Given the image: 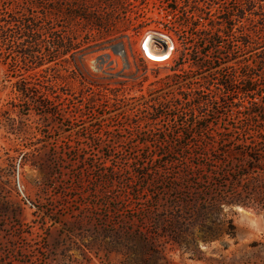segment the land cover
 Segmentation results:
<instances>
[{
	"label": "rangeland",
	"instance_id": "rangeland-1",
	"mask_svg": "<svg viewBox=\"0 0 264 264\" xmlns=\"http://www.w3.org/2000/svg\"><path fill=\"white\" fill-rule=\"evenodd\" d=\"M79 1L105 26L64 19ZM122 1L0 0V264H264V197L200 219L239 171L263 177L246 152L264 149V0ZM151 35L168 61L144 57ZM233 75L248 97L217 85Z\"/></svg>",
	"mask_w": 264,
	"mask_h": 264
},
{
	"label": "trees",
	"instance_id": "trees-1",
	"mask_svg": "<svg viewBox=\"0 0 264 264\" xmlns=\"http://www.w3.org/2000/svg\"><path fill=\"white\" fill-rule=\"evenodd\" d=\"M96 3L97 8L101 6L102 0H93ZM105 1V0H103ZM225 2V1H222ZM105 4L108 6H112V8H121L123 7V1L122 0H106ZM67 3L64 1L62 7L66 8ZM86 5L83 1H79L78 2V6H80V10L78 12H73L70 14H63V18L64 19H68L69 20H77V21H82L85 24H89L91 26H95L98 27V29L102 28L105 26L104 24V20H106V18H99L98 16L95 18V16H87L85 13L87 12L86 9ZM104 5V4H103ZM95 6V7H96ZM262 8L264 9V4L262 5ZM247 10L251 11L252 6L250 4H248V6L246 7ZM80 12H82V14H79ZM94 13V12H93ZM229 13H236L239 14V10H234L232 9L231 12L229 11ZM243 14H240V16H242ZM9 16H5L4 18V8H2V6H0V38L2 36L5 37V35L8 33V29L11 27L12 23H16V21L14 19H10L8 18ZM223 19H221V23L223 25V31L222 33L229 32L231 34V29L233 28L232 24L230 23L232 21V19L229 16H225L224 12L222 14ZM27 30H25L24 32L27 31V33H29L32 29V24L31 22H27ZM181 27V26H180ZM182 28V27H181ZM183 29V28H182ZM225 34H220V38L219 39H223ZM67 36H64L62 38H55L53 39V45L57 46L62 52L67 53V52H71V51H77L74 49V46L72 45V41L70 39H66ZM203 39L206 42V47H214V51H219V45H217V40L214 36H205L203 37ZM261 43L264 47V35L262 37ZM241 45L244 46L247 49H250L253 45L249 42L248 38H246V40H242ZM223 46V45H222ZM73 47V48H72ZM255 47V46H254ZM225 50V49H224ZM209 51V50H208ZM208 53V52H207ZM49 54V53H48ZM230 54V50L228 52V56ZM50 55V54H49ZM1 54H0V59H1ZM227 53L224 54L222 56V58H215L214 60H212V65L206 66L205 64L200 65L201 63L198 62L196 64L197 67H199V69H204V70H209V71H213V70H221L220 66L222 64H227L231 61V58L228 59ZM5 59V58H4ZM183 59V58H182ZM224 61V62H222ZM247 68L245 67L244 70L249 69V65L246 64ZM257 67H262V73H260V76L264 78V52L263 55L261 56V58L258 61ZM240 77L233 75V76H227L225 80H221L218 81L217 85L222 89V91L224 93H228L232 95H235L237 93L243 94L246 97H248V95H250L252 93V90H250L249 88V82L246 80V78L239 80ZM251 152L256 153V157L252 158L251 156ZM240 152H229L228 155L229 156H233V155H237ZM249 155L250 158V162H252V165H261L262 163H264V149L263 150H250L249 152H246ZM243 155V154H242ZM259 170H261L263 172V177H256L253 178L251 176V166H249L247 169L245 168V170L239 171L238 174V178L241 180H245L246 184L245 186L242 188V191L240 192L237 189L232 188L231 193L229 194H225L224 195V199L226 200H222V198H220L219 200L217 199H213L210 200L208 202V204L206 205V208L201 212V216L200 219L203 221L204 219H206V217L215 209H217L221 203H226L228 205H235V206H241L244 208H251V209H255V204L260 202V198L264 197V168L263 167H259ZM237 178V179H238ZM263 201V199L261 200ZM258 212H261V210H258Z\"/></svg>",
	"mask_w": 264,
	"mask_h": 264
},
{
	"label": "bare ground",
	"instance_id": "bare-ground-1",
	"mask_svg": "<svg viewBox=\"0 0 264 264\" xmlns=\"http://www.w3.org/2000/svg\"><path fill=\"white\" fill-rule=\"evenodd\" d=\"M157 36L154 37L153 35H151L145 37L142 42L141 52L148 61L156 63L166 62L171 57L173 46L169 38L160 35ZM159 38H163L165 44L167 45V49L162 51L158 47H153V44H161Z\"/></svg>",
	"mask_w": 264,
	"mask_h": 264
},
{
	"label": "built area",
	"instance_id": "built-area-1",
	"mask_svg": "<svg viewBox=\"0 0 264 264\" xmlns=\"http://www.w3.org/2000/svg\"><path fill=\"white\" fill-rule=\"evenodd\" d=\"M156 35V34H155ZM158 37V36H157ZM160 39V43L161 44H153V47H158V48H160L162 51H163V49H164V47H166V49H167V45L165 44V42H164V40H163V38H159ZM18 187H19V184H18Z\"/></svg>",
	"mask_w": 264,
	"mask_h": 264
},
{
	"label": "water",
	"instance_id": "water-1",
	"mask_svg": "<svg viewBox=\"0 0 264 264\" xmlns=\"http://www.w3.org/2000/svg\"><path fill=\"white\" fill-rule=\"evenodd\" d=\"M166 49V47H164V50Z\"/></svg>",
	"mask_w": 264,
	"mask_h": 264
}]
</instances>
